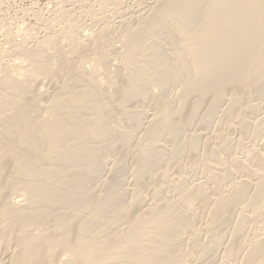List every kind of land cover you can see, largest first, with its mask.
<instances>
[{
    "label": "bare ground",
    "instance_id": "1",
    "mask_svg": "<svg viewBox=\"0 0 264 264\" xmlns=\"http://www.w3.org/2000/svg\"><path fill=\"white\" fill-rule=\"evenodd\" d=\"M132 21L123 23L119 67L112 68L106 55L111 36L90 34L86 43L71 30L46 34L36 50L21 51L18 68L0 70V264H192L195 253L209 258L196 264H214L231 224L228 257L238 242L236 264H264V235L239 241L248 217L264 220V174L256 169L264 167L261 114L263 124L253 133L261 138L262 150L244 147L245 159L256 162V170L232 153L239 180H233V167L210 172L204 161L207 181L164 174L152 191L164 193L160 199L147 200L139 185L129 199L130 189L117 176L102 194L95 185L111 167L117 170L118 161H111L109 153L131 142V131L114 124L117 106L128 115V99L145 98L157 107L138 148L137 178L158 173L167 152L162 137L175 141V160L194 151L199 159L201 136L181 139L180 129H188L200 109L202 123L215 118L223 105L232 120L260 110L264 0H159ZM86 60L92 68L85 67ZM45 81L59 85L51 87L57 89L52 97L41 91ZM222 133L220 147L231 154L235 143ZM225 179H230L228 194L220 186ZM196 202L208 208L206 242L196 240L191 228L188 214ZM186 234L194 239L193 247L186 244Z\"/></svg>",
    "mask_w": 264,
    "mask_h": 264
},
{
    "label": "rangeland",
    "instance_id": "2",
    "mask_svg": "<svg viewBox=\"0 0 264 264\" xmlns=\"http://www.w3.org/2000/svg\"><path fill=\"white\" fill-rule=\"evenodd\" d=\"M157 1L159 0H0V70H5L6 68H11V69L18 68V63L20 62V60H22L20 56L21 51L22 50H26V51L36 50L40 44L39 39L45 36L46 34H51L52 32H62L63 34H66L70 32L71 30H75L76 33L81 37V41L86 42V43L89 42L91 35H95L97 33L100 34L102 32H105V33L109 32L107 34L103 33V35L105 36L107 35L108 39H110V37L108 36L112 37L111 40L113 39L111 41L112 43L106 47L107 53L106 52L105 53L108 59L109 60L111 59L110 62L112 61L111 63H109L112 66V68H114L113 66H115L116 63H117L116 67H119L118 65L119 59L117 57L118 51L116 52V50L120 49L119 47H120L121 42L119 41H120L121 31L123 29L124 24L126 26V24L131 23L132 21L131 19H133L132 22H136L139 19L140 15L142 14L143 10L149 9L151 6L155 5ZM124 21L125 22L128 21V22L124 23ZM120 28L121 30H119ZM64 43L67 44L66 41H64ZM66 48H68V46H65V49ZM84 65L85 67L89 69L92 68L93 66L92 62H89L88 60H86ZM102 74H104V72H102ZM45 82L47 83V81ZM45 82H44V85H42V88L38 84H36V87L41 88L42 89L41 91L43 92L45 91V94L48 92L47 94H49L52 97L53 96L52 94H54L53 93L54 90L57 91V89H54V88L59 85L57 84V86H55V84H53L55 87L51 88L53 87V85L50 86V84L48 85V83L46 84ZM111 90H113V88ZM155 91H157V89ZM174 91L176 92V90L175 89L172 90V93H173L172 96L175 95ZM45 94L43 93V95ZM47 96L48 95H46V98L49 99L50 96L48 97ZM140 98L141 97H139V99L137 98V101L134 100V98H133L134 101L132 99L131 101L130 99H128V102L125 101L128 103V104H125L126 110L128 112V115L124 114L125 117L123 113L121 112L119 113L118 106L116 107L117 112L114 110L117 113V115L119 114L118 115L119 117L121 116L120 118L118 117V120H117V115L114 114L117 120V122L115 120L116 123L114 122V124L117 125V123L119 124L121 123L120 124L121 126L118 125L119 127H123L125 129L130 130L132 139H131V142L128 143L129 145L127 146V148L125 147L124 150L119 148L109 153L110 155L109 158L111 159V161H115V162L116 160L118 161L117 170L115 171L116 167H114V170L112 167L111 168L109 167L110 169L106 171L104 174H102L97 179V181H95L97 183L95 184L97 186L96 192L99 191L97 193L102 194L106 190L108 182L114 176H117L119 177L121 181V185L123 187H127L130 189V192L127 196L129 199L132 198V195H134L135 192H138V189H141L140 190L141 192L139 191L140 195L142 196L144 195L147 198V200L155 196H156L155 198L159 197L160 199V197L164 196V193L162 194L161 192L159 195V194H156V192L154 193L152 191H155L154 187H156L157 182L159 183L162 175L167 174L170 177V179H173L175 176L182 175L184 177L186 176L188 179L192 181L194 180L197 182H204V181H207V177H208L207 175H209L208 168H207L208 162L210 163L209 167H211V169L209 168L210 172L213 169L214 171L219 170L220 172L221 171L225 172L226 170L225 167H227V169H229L230 167H233L234 169L233 168L229 169V170L233 169L232 170L233 180H236V179L239 180V178H241L240 176H242L238 174L240 173V169L238 172V168L236 166L234 167L233 163H230L232 162L231 160V157L233 155L232 153H235L234 155L239 157L240 159L245 160V163L247 162V165L252 166L251 168L255 169L257 167V164L256 166L254 165L256 162H253V161L250 162V160H247V158L245 159L246 157L245 149H249V147H251V149L260 148L259 151L262 150L263 145H262L261 138L255 136V133L253 132L256 130L254 126L259 127L260 126L259 124L261 125L263 124V121L261 122L260 120L264 116V105L262 104V107L260 108V110L256 112L258 113V116L256 115V113L252 115L251 114L252 112L249 110L247 111L250 113H248L247 115V111H244V115L242 113V115L240 116V119L238 118V120L240 121H238L236 118L234 119V117H233L234 120H232V116H230L231 118L225 116L223 112V108L225 106L223 105L221 108L222 112H220L219 110L218 111L219 113H217V116H215V118L205 123H202V121L199 120L201 119L200 116L204 112L203 108L202 110L200 109L199 110L200 115L197 116L198 118L196 117V121L195 122L193 121L194 123L192 122V124L194 125L192 126L191 124V126L189 127L187 126L188 129L186 127L185 128L183 127L184 129L183 133L187 134V137L185 134L183 135L182 129H180L181 139L184 138V137L182 138L181 136H185V138H188L189 135L191 136L194 133L201 136L199 137L201 138V142H200L201 144L196 154L197 156L200 154L199 159L198 157L195 156L196 151H194V153L192 152L193 154L191 152L190 153L185 152L182 155L181 159H179V161L175 160L172 154L175 148L174 146L175 141L172 139H171L172 141H167L170 139H166L165 137L164 138L162 137L160 140V143L161 144L163 143V146L165 145V150L167 152L164 157L163 164L160 167H158V170H157L158 173L157 174L151 173L150 174L151 176L147 173L145 177L140 178L138 176L137 178V175H136L137 166L140 163L138 160L139 159L138 148H139V145L143 142V136L145 134V126H147V123L151 120L150 115H152L155 109H157L155 104H153L152 100L150 102V100L143 98L145 101L141 100L142 101L141 102ZM48 99L46 100L49 101ZM259 101L254 100L253 102H259ZM127 107H129L130 110ZM152 107H155V108H152ZM202 107L204 106L202 105ZM135 110L139 111V113H137V111ZM143 110L147 111L146 113H148V115L147 114L142 115ZM132 113L134 115L135 113H137L136 114L137 116H134ZM221 113L223 115H221ZM260 114L262 117L260 116ZM131 115H133L134 117H132L131 120H129L127 116H131ZM122 116H123V119H122ZM175 117H176L175 118L176 122H180L178 123V125L183 123L181 119L178 118L179 116L175 115ZM119 119H122V120L119 122ZM136 120H141V121L139 123H136ZM236 120L239 124L235 122ZM246 120L247 121L249 120L248 123H244L246 122ZM241 122H243L245 126H247V124L249 123L250 125H248L249 127L247 126L246 128H244L245 126L243 127ZM230 123L232 125H230ZM233 124L234 125L236 124V125L234 126ZM180 127L182 128V124L180 125ZM261 127L263 128L264 125L260 126V128ZM246 131H248V133ZM220 133L223 134V135L221 134V136H225V138L229 137L230 140H233L234 142L233 141L232 142L235 143V146H233L234 144L232 145L234 152H230L231 154H229L228 152L229 155L225 154V152L220 147L221 143H219L220 141H218L220 139V136H218V134L220 135ZM233 149L231 151H233ZM243 150L245 154L243 153ZM123 154L124 155L126 154V155L123 156ZM229 156H230V159H229ZM122 157H123V161L120 160V158ZM215 157L216 158L220 157L219 158L220 162L218 161V159H214ZM203 163L207 165L205 166ZM122 166L123 168L120 170ZM236 168H237V171H235ZM256 169L257 171H259V173L262 172L261 173L262 175L264 174V167L258 166ZM170 179L168 183L172 184V181H170ZM138 185L140 186L139 188H138ZM229 185H230V179H225L220 183V186H222L221 190L224 191L223 193L225 194L229 193ZM213 186H215V183L213 184ZM136 187L138 189L135 190ZM15 196L17 195L15 194L13 197ZM18 197L21 198V196H18ZM15 199H18V198L15 197ZM207 212H208L207 207L196 202L195 204H193L191 212L188 214L190 217L191 228L195 230L196 232V240H201L202 242L208 241L209 234H210V230L208 229ZM236 214L240 215V211L238 210ZM233 228H234V225L231 224L230 231ZM229 232L228 234L227 233L225 234V239H223L222 244L219 246V252L212 259L214 264H232V263L236 264L239 262L240 258L238 259L239 256L238 257L236 256L237 255L236 253L240 251V250H237L238 248H240L238 247V242L235 243V247L237 248L234 247L235 248L234 251L236 252L235 253L236 255L235 254L234 256L232 255L233 257L229 255L230 257L229 258L226 253V247L228 246L227 243L230 244V241L232 242L233 240L231 236V232L230 233ZM245 233L246 234H243L241 238L239 237L240 240L238 239L240 243L242 244L246 243L245 239L250 234L253 235V233H257V235L259 234L258 236L264 235V220L262 222L260 220L258 221L257 219L255 220V219L248 217V222L246 223ZM185 236H186L185 237L186 244L189 247H193L195 244L194 239L189 234H186ZM192 260H194L192 264H196V262H199V263L207 262L209 258L200 257V254L195 253L191 261Z\"/></svg>",
    "mask_w": 264,
    "mask_h": 264
}]
</instances>
